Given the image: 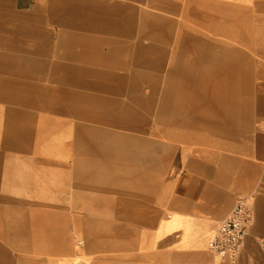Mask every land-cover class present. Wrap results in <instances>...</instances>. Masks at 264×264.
I'll return each mask as SVG.
<instances>
[{
  "label": "crops",
  "instance_id": "0c3cea01",
  "mask_svg": "<svg viewBox=\"0 0 264 264\" xmlns=\"http://www.w3.org/2000/svg\"><path fill=\"white\" fill-rule=\"evenodd\" d=\"M0 112V264H230L240 197L264 264V0H0Z\"/></svg>",
  "mask_w": 264,
  "mask_h": 264
},
{
  "label": "built area",
  "instance_id": "2783aa9c",
  "mask_svg": "<svg viewBox=\"0 0 264 264\" xmlns=\"http://www.w3.org/2000/svg\"><path fill=\"white\" fill-rule=\"evenodd\" d=\"M253 222V212L248 197L237 199L228 217L217 227L210 242L209 249L217 257L238 263V257Z\"/></svg>",
  "mask_w": 264,
  "mask_h": 264
},
{
  "label": "rangeland",
  "instance_id": "374dc122",
  "mask_svg": "<svg viewBox=\"0 0 264 264\" xmlns=\"http://www.w3.org/2000/svg\"><path fill=\"white\" fill-rule=\"evenodd\" d=\"M5 79H8V78H5ZM12 79H14L16 82L20 80L19 77H12ZM2 121L3 120H1L0 118V147L4 146L3 135H6V136L14 135L16 132L19 131V127H20V125H18L17 123V120L9 119L5 123Z\"/></svg>",
  "mask_w": 264,
  "mask_h": 264
}]
</instances>
